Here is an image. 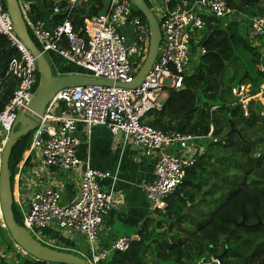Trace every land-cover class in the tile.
Listing matches in <instances>:
<instances>
[{
  "label": "built area",
  "instance_id": "built-area-1",
  "mask_svg": "<svg viewBox=\"0 0 264 264\" xmlns=\"http://www.w3.org/2000/svg\"><path fill=\"white\" fill-rule=\"evenodd\" d=\"M84 1L66 0L62 9L59 0H55L52 13L67 12L56 25L41 18H31V0H17V3L36 46L49 57L51 64L53 57L59 60V66L52 64L57 75L61 74L59 67L70 66L82 70L77 72L80 74L130 84L147 52V24L133 12L129 0H108L103 11L85 22L83 30H75L70 14ZM151 4L152 11L153 8L159 11L158 16L153 13L158 20L161 38L156 56L140 83L132 88L86 85L60 89L50 100L38 129L32 135L29 152L38 149L43 167L55 165L63 171L80 170L75 200L61 203L60 192L49 185L35 188L26 200L21 199L20 194L13 198L22 226L37 240L56 247V243L42 239L41 232L49 226L84 236L88 254L84 249L60 247L79 255L87 264H101L109 253L126 251L131 239L120 236L105 249H98L103 218L116 209V204L111 193L100 186V180L110 177V173L92 168L88 160H81L76 154L80 144L76 136L78 125H84L88 134L98 125L106 127L112 134H126L144 156L154 158L153 178L143 186L152 213L165 207L167 196L180 185L186 171L204 153L205 141L225 142V138L213 134L212 125L206 134H191L157 129L143 119L163 108L170 90H178L184 85L190 62H198L199 55L204 53L198 43L207 18H225L235 10L227 6L226 0H151ZM241 33L250 39L252 46L258 47L264 58V14L253 17ZM0 34L15 52L7 63L5 77H12L17 82L0 111L1 154L18 112L26 108L35 93L39 73L30 51L14 32L4 0H0ZM258 69L264 76V63L259 64ZM164 80H168V84H164ZM230 94L234 97L233 102L241 107L243 116L247 117L250 101L264 95V81L254 94L244 83L230 87ZM60 103L64 109L55 112ZM216 108L218 106L213 105L210 111ZM45 122H52L55 126H45ZM39 135L41 138L37 140ZM170 149L173 151L167 152ZM256 156H260V151ZM20 169L17 167L16 178ZM0 227H4L1 208ZM14 247L25 255L17 245ZM0 264L5 262L0 259ZM199 264L221 262L212 257Z\"/></svg>",
  "mask_w": 264,
  "mask_h": 264
},
{
  "label": "trees",
  "instance_id": "trees-1",
  "mask_svg": "<svg viewBox=\"0 0 264 264\" xmlns=\"http://www.w3.org/2000/svg\"><path fill=\"white\" fill-rule=\"evenodd\" d=\"M31 1V18L44 20L45 12L48 21L56 25L67 14L64 10L52 13L55 0ZM226 1L235 12L257 7L264 14V2L259 5L260 0ZM65 4L66 0H59L62 9ZM104 7L103 0H86L74 8L70 14L74 29L83 30L85 22ZM132 10L145 22L137 10ZM240 30L238 21L228 23L225 18H207L198 43L204 53L199 55L194 72L180 89L169 91L160 111L151 112L143 119L157 129L191 134H206L212 125L213 134L222 136L225 142L207 143L204 153L186 171L180 185L167 196L165 207L142 222L137 239L131 240L126 251L109 253L101 264H199L209 261L213 255L220 256L221 264H264V155L260 153L257 157L258 149L251 143L255 137L264 136V107L255 102L253 107L249 106V115L244 117L239 104L233 102L230 85L224 83L228 64L237 50L246 56L241 77L246 73L243 82L251 84L252 94L264 81L258 69L264 58ZM14 54L7 39L0 34V111L17 84L14 78L5 77L7 63ZM45 56L52 73L56 74L57 70ZM59 72L82 70L63 66ZM213 105L218 108L210 111ZM59 109H64L63 103ZM230 124L236 133H229ZM33 133L21 136L11 150V184L16 164L29 148ZM12 211L15 221L22 225L14 203ZM55 248L68 251L59 245ZM15 264L54 263L19 254Z\"/></svg>",
  "mask_w": 264,
  "mask_h": 264
},
{
  "label": "crops",
  "instance_id": "crops-1",
  "mask_svg": "<svg viewBox=\"0 0 264 264\" xmlns=\"http://www.w3.org/2000/svg\"><path fill=\"white\" fill-rule=\"evenodd\" d=\"M262 3L263 0H260L259 5ZM254 9L257 7L251 10L231 12L225 17L226 22L238 21L240 31H242L243 28L246 29L253 17L260 14L254 12ZM43 16L44 20H48V15L45 12H43ZM246 19L249 21L247 22ZM245 76L246 73L239 80L242 79L241 83L246 84L251 91V84L243 82ZM251 101L249 106L253 107L255 102L264 106V95ZM59 111L60 109L56 108L55 112ZM76 136L80 139V144L76 149L77 156L81 160H88L92 168L108 172L111 175L101 179L100 186L111 193L116 209L103 218L98 233V249H105L111 241L120 236H127L131 240L137 239V232L142 222L153 216L143 186L153 178L154 158L144 156L140 149L132 145L128 135L123 133L112 134L104 126H95L88 134L85 126L80 124L77 127ZM171 151L173 150H167V152ZM19 166L21 167L20 175L16 178L15 172ZM79 171H63L55 165L43 167L38 149L33 148L29 152L28 148L16 164L11 184L13 198L20 194V198L26 200L35 188L49 185L60 192L61 203H71L77 196ZM44 233H46V241L49 240L69 249H83L81 243H84L85 238L79 233L59 230L54 226L47 227ZM50 236L57 240L50 238ZM0 237L3 240L0 241V259L7 258L9 264H15L19 253L14 256V253L10 255L3 251L4 248H7L6 244L10 246V237L6 230L1 229V227Z\"/></svg>",
  "mask_w": 264,
  "mask_h": 264
},
{
  "label": "water",
  "instance_id": "water-1",
  "mask_svg": "<svg viewBox=\"0 0 264 264\" xmlns=\"http://www.w3.org/2000/svg\"><path fill=\"white\" fill-rule=\"evenodd\" d=\"M254 1L257 2L258 0ZM4 3L6 11L11 19L14 32L25 47L30 51L39 73V83L36 91L26 108L18 112L0 154V208L4 229L8 233L11 241L31 259L54 264H87L82 257L71 251H63L40 242L34 238L24 226L15 221L12 211L13 194L9 170L11 150L21 136L38 129L41 118L45 114L47 105L58 90L75 86L83 87L86 85H115L127 86L131 88L137 86L149 70L157 53L161 38L158 20L144 0H129L130 5L137 10L145 20L148 27L149 40L145 58L134 79L130 84L123 85L121 83H114L110 80L96 78L80 73L60 75L53 74L46 56L40 51L29 35L17 0H4ZM241 81L242 79L239 80L238 83H241ZM46 125L55 126L52 122H45V126ZM234 132L236 133L237 131L234 130L231 125L229 133ZM40 138L41 135L37 137V140H40ZM261 141L264 142V136L260 135L252 139L251 143L258 149ZM213 258L220 259V256L213 255Z\"/></svg>",
  "mask_w": 264,
  "mask_h": 264
},
{
  "label": "rangeland",
  "instance_id": "rangeland-1",
  "mask_svg": "<svg viewBox=\"0 0 264 264\" xmlns=\"http://www.w3.org/2000/svg\"><path fill=\"white\" fill-rule=\"evenodd\" d=\"M103 1H104V3H106L108 0H103ZM148 2L151 4V0H148ZM263 2H264V0H263ZM151 6H152V4H151ZM131 8L133 9L132 6H131ZM153 11H154V13H155L156 16L159 15V11L157 10V8H153ZM253 11L254 12H257V13H261V10H259L258 8L257 9H254ZM246 21L248 22L249 19H246ZM29 32H30V30H29ZM196 47H198V46H196ZM48 60H49V57H48ZM245 62H246V56H244L240 50H237L236 51L235 58L232 60V62H230L228 64V70H232L234 74L233 73H230V75H229L228 70L225 72V76H224V83H225V85H227V86L230 85L229 87H232L233 85L237 84V82L239 81V78L241 77V75L243 73L244 63ZM52 64H56V66H59V60L56 57H53L52 58ZM196 65H197V61L196 60H192L190 62L189 66L186 69V72H187L188 76L191 75L192 72H194V68L196 67ZM231 74H233V75H231ZM228 79H231V80L229 82H227ZM164 84H168V80H164ZM228 98L229 99L231 98L229 96V94H228ZM207 143H211V142L210 141H205V144H204L205 147L207 146ZM258 151H260V153H262V155H264V142L263 141H261L259 143V149H258ZM19 219L21 220V217ZM20 223H23V222L20 221ZM44 231L45 230H43L41 232L42 239H47V237L45 236L46 233H44ZM76 236H78V235L76 234ZM50 238H53V239L57 240L55 237H51L50 236ZM0 241H3L1 239V237H0ZM9 242H10V246L8 244H6L7 245V248H4L3 249L4 252H6V253H8L10 255H13V253H14V256H16V253H19L22 257H27L26 255L22 254L17 248L14 249L13 242L11 241V239L9 240ZM81 244L83 245L82 248L88 254L89 249H88V244L86 243V241H84V243H81ZM16 250H17V252H16ZM4 262H5V264H9V262L7 261V258L4 259ZM153 264H155V262H153Z\"/></svg>",
  "mask_w": 264,
  "mask_h": 264
},
{
  "label": "clouds",
  "instance_id": "clouds-1",
  "mask_svg": "<svg viewBox=\"0 0 264 264\" xmlns=\"http://www.w3.org/2000/svg\"><path fill=\"white\" fill-rule=\"evenodd\" d=\"M145 1V0H144ZM5 4V3H4ZM150 6V5H149ZM39 83V82H38ZM38 86V85H37ZM36 91V90H35ZM259 149V148H258ZM1 228H4V227H1ZM41 242V241H40ZM43 243V242H42ZM13 245H14V243H13ZM52 247V246H51ZM26 256H28V255H26Z\"/></svg>",
  "mask_w": 264,
  "mask_h": 264
}]
</instances>
